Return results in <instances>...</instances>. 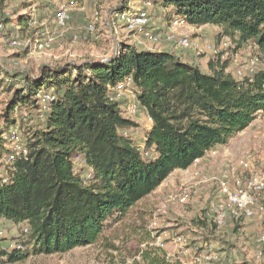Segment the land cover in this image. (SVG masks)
I'll use <instances>...</instances> for the list:
<instances>
[{
    "label": "trees",
    "instance_id": "trees-1",
    "mask_svg": "<svg viewBox=\"0 0 264 264\" xmlns=\"http://www.w3.org/2000/svg\"><path fill=\"white\" fill-rule=\"evenodd\" d=\"M9 1L27 0L0 3ZM139 1L172 10L191 26L220 27L239 46L254 42L263 68L253 82H240L228 73L229 61L211 58L204 71L174 51L127 43L120 56L46 66L38 77L0 68V89L10 96L0 114V222L22 233L24 228L28 238L17 242L22 249L13 250H5L7 239H0V264L97 243L174 172L228 145L264 115V0ZM29 23L22 15L17 26L22 31ZM128 78L153 120L143 147L135 142L138 123L110 100V90ZM41 92L53 97L45 113L37 98ZM25 112L41 119L25 120ZM12 128L22 134L28 154L4 163L10 154L5 136ZM194 224L219 229L206 220ZM133 264L182 263L148 247Z\"/></svg>",
    "mask_w": 264,
    "mask_h": 264
},
{
    "label": "rangeland",
    "instance_id": "rangeland-1",
    "mask_svg": "<svg viewBox=\"0 0 264 264\" xmlns=\"http://www.w3.org/2000/svg\"><path fill=\"white\" fill-rule=\"evenodd\" d=\"M26 5L29 6L25 8ZM142 6L143 2L139 0H27L25 3L12 1L5 4L0 3V25L12 22L8 24L16 28L22 15L27 17L31 24L29 29L27 27L16 33L22 44L20 47L11 44L10 33L5 35L0 30V68L14 69L17 72L28 71L32 76L38 77L42 68L46 66L60 67L70 62L79 64L89 58L109 60L110 52L114 51L117 45L112 36L114 27L119 31L122 46L126 43L135 45L136 41L134 38H130L133 34L125 30L123 22L117 20L115 13H133ZM63 8L69 11L71 20L62 37L58 39L59 44H55L53 41L51 50L45 54H37L30 49L25 51V46L34 45L37 40L48 36L57 37L56 33H59L60 29L56 27L54 20L56 14ZM169 14L172 18L173 13L169 12ZM48 19L54 23L52 31L48 26H41ZM81 19H83L82 22ZM91 22H94L96 26L95 37L72 43L73 32L77 33L76 27H83L85 23ZM46 28L48 33L44 31ZM217 34H220L221 38L224 37L223 39L228 43H237L233 41L236 39L225 36L222 28L217 30ZM134 37L139 40L141 36L137 34ZM237 46H234L235 49L224 52V54H228L226 61L229 60L230 67L227 71L231 76L233 74L231 70L232 57L235 59L239 51ZM113 53L112 55H114ZM256 53L252 47L250 58L257 57ZM52 54L64 56L53 59ZM199 55L201 57L209 56L203 53ZM230 55L231 59H229ZM259 66L261 69L263 68L262 61ZM9 100L10 96L4 94L0 89V114ZM124 115L138 123L140 128L135 133V142L139 147H143L142 139L145 138V132L151 124L145 115L138 118L131 117L125 112ZM38 116L41 119V114L33 115L30 112L23 114V118L28 121L36 119ZM250 131H252L253 172L264 175L263 114L258 115L251 125ZM7 143L9 145V142ZM222 147L228 153L227 157L231 159L237 154L236 147L241 146L237 143L232 145L229 143ZM219 168L222 169L217 166L215 170L217 171ZM0 169H4V167L0 165ZM185 179V175H171L164 182L167 184L163 188L138 203L127 217L107 229L97 243L60 255L31 256L27 261L18 264H133L134 261H140L141 252L148 247L160 248L168 254V257L171 255L172 259L179 258L189 264H264V250L260 243V238L264 235V195L260 203L263 211L259 212L256 218L232 222L214 232L213 230H200L194 224L196 220L213 222V210L217 195L215 191L218 184L214 185L213 193L209 192L208 198H192L191 195L184 197L180 195L185 190L184 185L181 184ZM24 230L23 228L22 233L20 228L12 223L0 222V233H2L3 239L8 241L26 243L28 238L25 237ZM178 237L183 239V243H175L174 240ZM208 251L216 255V259L209 262L200 261L202 255Z\"/></svg>",
    "mask_w": 264,
    "mask_h": 264
},
{
    "label": "built area",
    "instance_id": "built-area-1",
    "mask_svg": "<svg viewBox=\"0 0 264 264\" xmlns=\"http://www.w3.org/2000/svg\"><path fill=\"white\" fill-rule=\"evenodd\" d=\"M156 7L157 6L153 2L148 1L143 2L142 8H139L136 12L115 13L117 20L123 22L124 28L127 32L133 34V36L139 34L144 38L137 40V44L141 49L153 51L155 50V47L161 44L162 40L165 39L167 42L175 44L174 52L185 60H188L186 59L188 51H195L197 54H208L212 59L226 61V56H228V54H224V52L229 49H235L234 46L238 45V43H228V41L223 39L224 37L221 38L220 34L215 36L213 42H203V44H201L202 39L200 38L196 42L191 36L181 34V30L188 28L190 25L185 18L177 15L172 16L171 22L168 23V29L164 36L152 32L153 11ZM70 20L71 15L65 8L61 9L56 14L54 21L56 27L60 29V32L58 33L59 38L64 34ZM0 30H2L5 35L10 33L9 41L13 46H22L19 37L16 35L17 32L8 30L6 25L3 24L0 25ZM95 35L96 26L94 22H91L86 25L81 32H77L73 35L72 43L75 44L82 39H92ZM112 36L117 44L113 57H117L120 56L123 46L121 44L122 41L119 36V31L116 27L112 30ZM53 41H55V38L48 36L47 38L45 37L41 40L35 41L34 45L25 46V49H30L37 54H45L51 50ZM252 47H254L257 52V57L254 59L250 58V49H252ZM237 49L239 51L236 58L233 59L232 57V77L240 82H253L255 75L261 70L259 66V49L257 45L251 41H248L241 46L238 45ZM229 59H231V55ZM37 98L39 100L38 103L41 112L45 113L48 111L50 104L53 101V97L49 93L41 92L38 94ZM110 100L120 103L123 111L129 116L138 118L141 115H145L148 122L151 125L153 124V120L148 116L146 110L137 100V95L133 91L132 79L128 78L119 86L111 89ZM5 139L9 142L10 154L6 160L4 159V163L12 162L17 158L27 156L28 149L18 128H12L5 136ZM225 151L220 154L210 151L207 154L208 159H218L222 157L226 162V166L222 169H217L215 173L218 188L212 221L219 229L228 226L232 222L254 219L259 212L263 211V207L260 206V203L264 195V175L253 172L254 163L252 161V154L246 157V159L238 165L236 160L234 161L227 157L226 154L228 153ZM180 196L187 197L188 195L184 190ZM0 239H3L2 233H0ZM174 241L177 244L183 243L181 237L176 238ZM260 243L264 250V235L261 236ZM2 247L5 250L22 249L21 244L8 240L3 241ZM215 256L216 255L211 251H208L202 255V260L200 261L209 262L216 259ZM170 257L171 255H169V258ZM180 261L182 264H189L185 260L180 259Z\"/></svg>",
    "mask_w": 264,
    "mask_h": 264
},
{
    "label": "crops",
    "instance_id": "crops-1",
    "mask_svg": "<svg viewBox=\"0 0 264 264\" xmlns=\"http://www.w3.org/2000/svg\"><path fill=\"white\" fill-rule=\"evenodd\" d=\"M153 12H154L153 13V25L151 26V30H152V32H156L157 34L164 36V34L167 32V29H168V23L171 22V19H172L171 14H169V12L173 13V11L169 10V12H168V10L157 7L156 9H154ZM172 15L174 16V14H172ZM80 21L82 22L83 19H81ZM32 23H34L33 20H32ZM85 24L88 25L89 23H85ZM85 24L83 27H76L78 33L81 32L86 27ZM44 25L46 27L47 26L50 27V31H52L51 29L54 26V23H53V21H50L48 19V20L44 21V23L41 24V26H44ZM6 27L8 30H13L17 33H19V31L21 29V26H16V28H13L9 24L6 25ZM29 27H31L30 23H29ZM29 27H28V29H29ZM218 29H221V28L217 27V26H211V25L210 26H203V27H196V26L190 25L188 28L181 30V34L192 36V39L196 38L198 40V38H201L202 39L201 44H203V42L204 43L205 42L206 43L213 42L215 40L214 37H215ZM44 31L47 32V28ZM56 34H58V33H56ZM73 35H74V32H73ZM130 38H134L136 40L135 46L139 48V45L137 44L138 39L135 38L134 36H130ZM58 39H59V37L57 35V37L55 38V44H59ZM140 39H144V38L140 37ZM193 40H195V39H193ZM197 40H195V41L197 42ZM25 51H27V50L25 49ZM153 51L154 52L175 51V44H171V43L167 42L165 39H163L162 43L157 45L155 47V50H153ZM113 52H114L113 50H112V52H110V55H109L110 58L113 57V55H112ZM51 56H53V59H58L64 55L59 54L58 56H56V55L52 54ZM186 56H187L186 59H188L189 63H192V62L196 63L204 71H206L207 64L209 62V59L211 58L210 56H205V57L202 56L201 57L195 51H190V52L188 51ZM53 59H50V60H53ZM84 61H86V60H83L82 62H84ZM73 63H75V62H73ZM151 126H148V130L151 129ZM250 128H251V126L249 128H247L245 131L239 133L236 136V138L232 142H230V145L237 143V144H240V146H241V147H236L237 154L233 158H231L234 161L236 160L238 165H240L241 162L246 159V157H248L249 155L252 154V131H250ZM223 151H224V148L222 146H218L212 150V152H216L219 154L222 153ZM207 154L203 159L198 160L188 170L176 171L173 173L174 175L176 174V176H179V175H185L186 176V179L181 184L184 185L185 192L187 193V195H189V196L191 195L192 198H204V199L208 198L209 192H210V194H212L214 185L215 184L217 185L216 175H215L216 167L220 166L221 168H224L226 166L225 159L222 158L223 161L220 160L221 158L218 160H216V159L210 160V159H208ZM166 184L167 183H164L163 185H161L153 194L157 193ZM215 192H217V190Z\"/></svg>",
    "mask_w": 264,
    "mask_h": 264
}]
</instances>
